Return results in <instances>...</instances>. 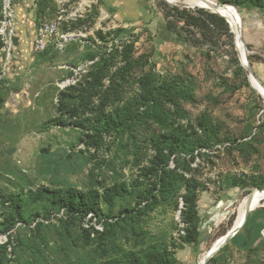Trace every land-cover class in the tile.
I'll use <instances>...</instances> for the list:
<instances>
[{"label":"rangeland","instance_id":"374dc122","mask_svg":"<svg viewBox=\"0 0 264 264\" xmlns=\"http://www.w3.org/2000/svg\"><path fill=\"white\" fill-rule=\"evenodd\" d=\"M247 1L221 4L239 11L264 85V0ZM162 10L159 0H0V264H152L155 252L198 264L264 190L263 97L224 47L192 46ZM51 19L57 32L36 52V25ZM125 56L137 64L125 68ZM170 133L202 145L186 173L194 205L184 179L156 184ZM210 259L264 264V200Z\"/></svg>","mask_w":264,"mask_h":264},{"label":"trees","instance_id":"16d2710c","mask_svg":"<svg viewBox=\"0 0 264 264\" xmlns=\"http://www.w3.org/2000/svg\"><path fill=\"white\" fill-rule=\"evenodd\" d=\"M225 1L238 5L237 0H218L220 3ZM159 2L163 4L162 14L168 30L183 37L187 43L195 47L203 48L206 46L209 50L213 51H217V49L224 47L225 51L231 56V60L236 64H240L235 49L234 34L231 32L230 26L223 16L200 6L189 8L171 4L165 0H159ZM247 2L250 6L256 5L262 8V5L257 1L248 0ZM237 45L239 47L238 40ZM122 48L124 49L125 55L130 54L132 52L133 42L129 41V43L123 45ZM248 57L251 62L253 55L249 54ZM125 58L127 59L126 56ZM135 64H137V62L127 59L125 68L129 69ZM145 81L144 87L146 94L153 96L152 90L154 89V85L150 86L151 78L147 76L145 77ZM147 100L151 99L148 98ZM185 140V137L173 133H170L169 136L163 139L162 143L168 151L165 153L164 149L161 150V155L166 157L161 159L160 171L156 179V184L158 189L162 192L175 189L177 181L184 179L186 182L187 199L190 201V205H194L196 184L194 180L186 178V173L190 172V168L192 163L195 162L196 156L200 155L194 154L193 151H195L196 148H201L202 145L192 146L191 150H189V144L186 143ZM180 154H184L182 161L180 159V157H182ZM172 155H176V165L174 167H170V157ZM183 164L186 165L185 168ZM63 204L65 208L72 211L71 205H67L66 203ZM88 210L89 209L82 210V212H88ZM195 236L196 234L194 233L192 239L194 238V243H197L198 239ZM150 258L155 262L152 264H164L165 257L161 253L155 252L151 254ZM210 260L207 261L206 264H209Z\"/></svg>","mask_w":264,"mask_h":264},{"label":"bare ground","instance_id":"6f19581e","mask_svg":"<svg viewBox=\"0 0 264 264\" xmlns=\"http://www.w3.org/2000/svg\"><path fill=\"white\" fill-rule=\"evenodd\" d=\"M167 1H171V2H179V1L180 2L181 1L193 2V3H196L195 6L204 7V8L209 9V10H210V7H208V6H211L209 2L201 1V0H167ZM219 11L224 14V16L228 19L229 23L231 24V27H232V29H233L236 37H237V40H238V44H239V47H240V54H241V56H243L245 48H244L243 44L241 43V39H240V35H241V32H242V27H241V19H240V16H239L237 10L235 8L231 7V6H223V7H221L219 9ZM250 79H251L250 80L251 85L253 87H255L259 91L261 96H262V89L259 87V85L255 81V79L252 78V77ZM262 97L264 99V94H263ZM263 200H264V190H262V191L261 190H254L249 197L247 195L244 198L240 208H238L239 211L237 210L238 214H237V217H236V219H235V221H234L232 226L241 225V227H242V225H243L242 221H243V218H244V215H245V210H246V207H247V203L249 201L251 202V210H252V209L258 207ZM231 227L228 229V231L231 229ZM222 237H223V235L221 237L217 238L211 244L209 249L211 247L217 245V243L220 242ZM209 249L206 250L205 252H203V254H201V256L199 258V261H198V264H206L207 263V261H208L207 253H208Z\"/></svg>","mask_w":264,"mask_h":264},{"label":"water","instance_id":"95a60500","mask_svg":"<svg viewBox=\"0 0 264 264\" xmlns=\"http://www.w3.org/2000/svg\"><path fill=\"white\" fill-rule=\"evenodd\" d=\"M166 2L168 3H171V4H175V5H178V6H182V7H189V8H194L196 3H193V2H186V1H179V2H171V1H167L165 0ZM201 1H206V2H209L211 6H208L210 7V10L212 12H215V13H218L220 14L221 16H223L226 21L228 22L229 26H230V29H231V32L234 34V42H235V49L237 51V54H238V58H239V62L240 64L244 67V69H246L247 71V76H248V79H249V82H250V78H254L255 81L257 82V84L259 85V87L262 89V96L264 94V85L263 83L259 80V78L257 77V75L254 73L253 71V68H252V65L250 64L249 62V57H248V52H249V49L247 48V44L244 40V37H243V33L241 32V35H240V39H241V43L243 44L244 48H245V51H244V54L243 56H241L240 52H239V47L237 45V39H236V36H235V33L231 27V24L229 23L228 19L224 16L223 13H221L219 11V9L223 6H231L233 8H235L237 10V8L232 5V4H229V3H225V4H221V3H218V2H215L213 0H201ZM239 16H240V13L239 11L237 10ZM240 19H241V16H240ZM251 83V82H250ZM3 101V99L0 98V103ZM8 153H11V151L9 150ZM255 190V189H254ZM252 190L249 194H248V197L251 195V193L254 191ZM262 191V190H261ZM251 211V202L249 201L247 203V207H246V210H245V215H244V218H243V221L242 223H244L247 219V216L249 214V212ZM241 225H237V226H232L231 229L225 233L222 237V239L220 240V242L217 243V245L211 247L207 253V256H208V259H210L221 247H223L228 241L229 239L240 229Z\"/></svg>","mask_w":264,"mask_h":264},{"label":"built area","instance_id":"2783aa9c","mask_svg":"<svg viewBox=\"0 0 264 264\" xmlns=\"http://www.w3.org/2000/svg\"><path fill=\"white\" fill-rule=\"evenodd\" d=\"M56 32L57 21L55 19L39 21L36 25V33L32 42V49L36 52L44 51Z\"/></svg>","mask_w":264,"mask_h":264}]
</instances>
